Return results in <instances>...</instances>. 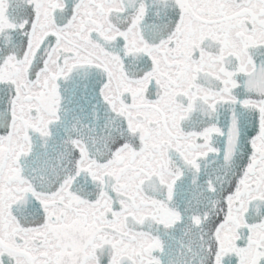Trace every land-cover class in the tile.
Segmentation results:
<instances>
[{
	"label": "snow or ice",
	"instance_id": "1",
	"mask_svg": "<svg viewBox=\"0 0 264 264\" xmlns=\"http://www.w3.org/2000/svg\"><path fill=\"white\" fill-rule=\"evenodd\" d=\"M0 264H264V0H0Z\"/></svg>",
	"mask_w": 264,
	"mask_h": 264
}]
</instances>
